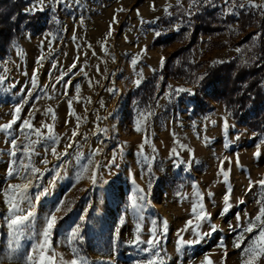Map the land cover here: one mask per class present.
<instances>
[{
  "label": "rangeland",
  "instance_id": "374dc122",
  "mask_svg": "<svg viewBox=\"0 0 264 264\" xmlns=\"http://www.w3.org/2000/svg\"><path fill=\"white\" fill-rule=\"evenodd\" d=\"M67 2L71 4L70 7L57 5L55 13L45 9L43 20L47 28L39 34L23 32L12 43L9 51L0 57V74L8 77L5 86L12 85L9 91H0V123H6L12 118L11 110L22 97L29 100L22 116L33 105L38 109L32 121L37 128L41 126V122L53 123L51 116L45 115L47 108L51 107L57 117L54 130L62 137L57 150L63 151L67 138L76 127L75 117L68 114V100L76 96L75 85H79L81 99L79 102L73 99L71 108L76 116L82 118L80 135L75 139L82 146L84 154L87 155L91 149L102 148L95 160L103 165L112 158L113 152L121 144L126 146L123 158L117 160L119 169H99L102 181L107 183L100 182L93 187L89 180L84 179L72 188L76 171L73 162L69 165L65 178L57 183L49 196L38 203L37 216L41 218L64 196L75 200L74 210L60 222L53 235V246L66 259L72 258L67 245V234L80 222L79 216L90 205L81 233L84 239L79 245L82 254L88 257L89 264H135L142 257L129 244L134 238L135 221L128 208V197L134 187L133 178L136 185L147 190L151 176V203L141 213L144 217L141 235L145 240L149 237L148 230L153 219L157 220L158 225L165 219L168 221V232L162 241L168 257L166 264H201L205 256L209 257L212 264H241V252L233 247L236 233L229 225L236 224L237 214L242 219L245 212L253 217L257 214L258 206L255 201L259 188L254 186L250 192L246 190L250 180L257 181L264 177V145L261 146V156H254L256 144L264 138V133L237 122L226 111L223 101H214L206 115L193 116L192 95L181 93L168 99L164 94L169 92V85L173 88H191L194 93L198 87L197 78L204 74L210 64L232 61L252 49V38L260 33L259 19L262 16L256 10L248 9H238L236 14L221 15L222 0H215V8L206 6L191 18L183 17V20L176 0H80L79 4L72 0ZM32 3L33 0L24 10ZM182 3L187 7L188 0H182ZM167 4L172 5L169 11L174 15L168 16L164 12ZM120 8L124 11H117ZM242 12L245 14L243 18ZM54 15L56 20L52 19ZM114 16L118 23L112 22ZM206 22L213 28L209 32L201 28V24L206 25ZM178 23L181 26L177 30L175 26ZM110 25L111 36H108ZM157 32L161 35L156 36ZM158 37L165 41L156 43ZM183 46L186 48L184 51L188 61L199 62L200 65L191 69L189 76L176 77L172 71L183 62L184 51L178 54L175 51ZM237 48L242 51L238 53L235 51ZM142 49L146 51L140 55L137 64L132 65V59ZM41 56L45 59L37 64ZM161 57L165 58L163 65L160 63ZM73 63L76 64L75 68H71ZM37 68L39 86L31 97H27L31 89L30 77ZM141 71L143 80L136 86L134 81L139 79L137 73ZM65 72L67 75L57 83ZM67 81L71 83L65 89ZM110 88L117 91L109 92ZM65 91L67 95H64ZM142 96L147 97L146 104H143ZM148 108L154 115L147 125L151 142L144 145L143 155L150 159L155 157L150 173L146 166L142 168L138 163L142 159L139 146L145 134L135 131L138 112ZM225 119L228 122L227 129L224 128ZM18 126L19 122L14 127ZM97 126L107 128V136L100 133L93 135ZM177 140L192 151L181 149L175 143ZM225 144H228L227 148ZM6 147L3 134H0V148ZM173 147L177 148L178 156L171 155ZM72 151L69 149V152ZM237 154L239 166L236 163ZM39 159L40 157H36L37 161ZM48 159L52 163H58L51 155ZM7 160V155L0 157V183L3 182ZM221 167L231 169L227 183L223 182V177L219 174ZM110 172L113 174H109ZM50 175L45 174L44 183ZM193 185L204 194L203 203L211 213V222L218 226V231L206 237L199 245L186 247L183 255H180L176 251L177 232L190 218ZM228 187L232 189L230 203L233 207L221 216L223 197ZM209 191L214 194L211 198L207 195ZM178 193L187 194V198L181 199ZM241 199L243 204L238 203ZM2 207L0 197V208ZM121 217L125 218V223L120 225L119 239L113 253V234ZM208 230V226L204 225L203 231ZM183 236L185 239L191 238L190 232L183 233ZM22 242L27 250L31 242ZM4 243L6 229L0 224V250ZM220 243L227 250L226 256L224 249L219 247ZM260 264H264V259Z\"/></svg>",
  "mask_w": 264,
  "mask_h": 264
},
{
  "label": "snow or ice",
  "instance_id": "6c2138e0",
  "mask_svg": "<svg viewBox=\"0 0 264 264\" xmlns=\"http://www.w3.org/2000/svg\"><path fill=\"white\" fill-rule=\"evenodd\" d=\"M73 3L79 4L80 0H72ZM57 5H63L64 7H70L71 4L67 0H33V3L25 9L27 14H32L37 11L43 12L45 9H50L53 13L57 11ZM176 5L183 17L191 18L200 9L211 6L216 7L215 0H188L187 7H184L182 0H176ZM172 8L171 4H167L164 8V12L168 16L174 15L169 9ZM238 9L256 10L259 15L264 16V0H222L221 15L236 14ZM117 11H124L123 8L117 9ZM56 20L55 15L52 17ZM59 23V21H56ZM113 23H118L115 16L113 17ZM190 22V19H189ZM178 23L175 27L177 30L180 28ZM161 35L157 32L156 36ZM108 36H111V25ZM75 39V36L73 37ZM260 38V33H257L253 39V46L255 42ZM103 47V45H102ZM106 51V49H105ZM146 49H142L140 54H137L131 61L132 65H136L140 58V55L144 53ZM235 51L240 53L241 48H237ZM22 55V53H21ZM45 59L41 56L37 60V64ZM165 58L161 57L160 63L164 64ZM215 63H222V61H216ZM247 63V61H244ZM55 67V65H53ZM76 64L73 63L71 68H75ZM69 69V71L71 70ZM99 71V68H97ZM39 69H34L30 77L31 89L27 93V97H31L33 91L39 86L38 81ZM155 71V70H153ZM7 72V69L4 70ZM67 75L65 72L58 78L57 83L64 79ZM86 75V73H85ZM139 79L134 81L136 86H139L143 80L142 71L138 72ZM8 79L6 74H0V91L7 92L12 85L5 86V81ZM162 79V78H161ZM205 77L201 76L197 78V83L204 80ZM71 81L65 82V89ZM45 87H47L45 85ZM55 87V85H53ZM76 96L68 100L69 115L74 116L76 119V127L72 130L71 136L67 138L68 142L64 145L63 151L57 150V145L60 144L62 137L55 132V120L56 113L51 107L47 108L45 115H50L53 123L41 122L39 128L33 125V118L35 116V105L32 109H29L26 115H21L24 112L25 105L29 100L26 97H22L14 108L11 110V119L6 123H0V134H3L4 144L6 148H0V157L7 155V168L4 173L3 182L0 183V197H2L3 207L0 208V224L6 229V243L3 245V249L0 250V264H89L88 257L83 255L79 245L83 242L82 228L86 222L88 208L86 207L83 213L79 216V223H76L74 227L70 229L67 234V245L72 254L71 259H66L65 255L57 250L53 246L52 238L58 225L63 221L73 210L75 206V200L69 199L67 196L56 201L53 206L48 210L43 217L37 216V205L43 198L49 196L53 189L57 186L60 180H63L67 175V170L70 164H75V176L72 188L84 179L90 181L93 187L98 186V183L102 181V174L99 173V169L104 167L111 169L115 167L119 169L120 165L117 163L118 159L123 158V152L126 144H121L117 151L113 152L112 158L105 164L95 160L97 154L102 151V148L91 149L87 155L84 154L82 146L76 141L75 137L80 135L79 127L82 118L76 116L75 111L71 108L72 101L75 99L80 101V87L75 85ZM169 92L164 95L166 98L171 99L173 96H179L181 93H188L194 95L191 88L176 87L172 85L168 86ZM43 91V89H41ZM109 92L115 93L117 90L114 88L108 89ZM64 95H67L65 91ZM90 103V98H88ZM154 115V112L148 108L138 112L135 120V131L138 133H144L143 142L140 144V156L142 159L138 161L142 168L146 166L147 172H151L152 160L149 157L143 155V148L145 144H149L150 138L147 134V125L149 124L150 117ZM86 119V118H84ZM97 119H100L97 117ZM107 119V117H105ZM19 122L18 127H14ZM67 124L68 121H65ZM215 123V121H213ZM114 127V126H113ZM224 128H228L227 119L224 120ZM100 133L105 136L108 134L107 128L96 127L93 135ZM255 135V134H254ZM86 139V137H85ZM181 149H187L189 152L192 149L188 148L185 144H180L179 141H175ZM103 144V141H101ZM264 145V138H261L259 143L256 144V151L254 156H261V146ZM228 147V144H225ZM42 148V151H41ZM72 149V152H69ZM155 146L153 145V152H155ZM51 155L58 163H52L48 159ZM172 156H178L177 148L171 149ZM36 157H40L39 161ZM225 159H228L225 157ZM231 163V162H230ZM236 163L239 166V156L237 154ZM43 165V167L38 166ZM49 164H52L49 167ZM223 165V161H221ZM231 169H219V174L223 177V182L227 183L229 180V173ZM50 173V178L44 183L45 174ZM113 174V173H109ZM131 175V173H130ZM18 181L13 183L11 181ZM153 177L150 176L148 181V189L139 187L135 183V179H132L134 185L132 194L128 197V208L131 210L135 221L134 238L129 241V244L133 245L137 254L142 258L135 261V264H166L168 259L166 252H164L162 241L166 238L168 232V221L165 219L157 224V220L151 221V228H149V237L145 240L142 238L143 221L144 217L141 214L143 209L150 205L149 199L151 194ZM254 186L259 188L257 193L256 204L258 206L257 214L253 217L247 212L244 213L243 219L240 214L236 215V224L229 225L230 229L236 233V238L233 241V247L239 249L241 252V264H260V261L264 259V177H261L257 181H249L247 192H250ZM38 189V191H33ZM87 191V189H81ZM231 187H228L224 197V207L221 210V216L227 214L233 207L230 203L231 200ZM181 199H186L187 194L178 193ZM208 197L211 198L214 194L209 191ZM193 199L191 200L190 218L186 220L182 229L177 232V248L176 251L180 255H183L186 247H193L199 245L206 237L211 236L218 231V226L212 223L211 213L207 211L204 201V194L198 190L196 185H193ZM238 203L243 204L241 199ZM59 214V215H58ZM39 219V224H38ZM125 223V218L121 217L118 226L114 230L113 234V253L116 248V241L119 239L120 225ZM204 225L208 226V231H203ZM190 232L191 238L185 239L183 233ZM22 241H29L30 247L26 250L25 244ZM219 247L224 249L225 256L227 250L223 243H220ZM163 253V254H162ZM201 264H212V261L208 256L204 257Z\"/></svg>",
  "mask_w": 264,
  "mask_h": 264
},
{
  "label": "trees",
  "instance_id": "16d2710c",
  "mask_svg": "<svg viewBox=\"0 0 264 264\" xmlns=\"http://www.w3.org/2000/svg\"><path fill=\"white\" fill-rule=\"evenodd\" d=\"M31 1L0 0V57L9 51L12 43L23 32L39 34L47 28L43 20L45 12H25L24 7ZM241 17H245L244 12ZM206 25L201 24L203 31L213 29L209 22ZM259 29L260 38L252 49L232 61L213 63L206 68L201 75L205 79L198 83L191 96L193 116L206 115L214 101H223L226 111L237 122L264 133V16L259 19ZM164 41L162 37L156 39V43ZM185 49V46L180 47L175 54L182 53ZM182 55L183 62L172 71L176 77L189 76V71L200 65L199 62H189L185 51ZM141 99L146 104L147 97L142 96Z\"/></svg>",
  "mask_w": 264,
  "mask_h": 264
}]
</instances>
